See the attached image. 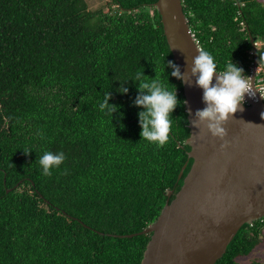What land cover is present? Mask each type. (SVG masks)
Returning a JSON list of instances; mask_svg holds the SVG:
<instances>
[{
	"label": "trees",
	"instance_id": "16d2710c",
	"mask_svg": "<svg viewBox=\"0 0 264 264\" xmlns=\"http://www.w3.org/2000/svg\"><path fill=\"white\" fill-rule=\"evenodd\" d=\"M106 1L0 0V264H142L151 234L115 235L156 222L191 168L179 180L191 151L185 103L162 146L141 140L133 103L136 84L156 75L185 102L182 79L164 71L175 61L158 0ZM182 1L218 70L232 61L250 77L264 55V0ZM109 91L123 113L112 123L98 107ZM46 151L65 155L50 176ZM263 236L264 219L244 225L217 264H239Z\"/></svg>",
	"mask_w": 264,
	"mask_h": 264
},
{
	"label": "water",
	"instance_id": "95a60500",
	"mask_svg": "<svg viewBox=\"0 0 264 264\" xmlns=\"http://www.w3.org/2000/svg\"><path fill=\"white\" fill-rule=\"evenodd\" d=\"M155 6L184 77L191 151L179 180L193 163L180 191L168 200L156 222L139 234L115 237L151 234L142 264H217L244 225L264 219V99L256 88L258 63L255 58L249 78L257 98L245 94L247 103L226 122L223 139L213 137L205 125L193 127L195 113L205 107L202 89L191 77L192 62L201 47L182 0H158ZM173 195L170 191L168 198Z\"/></svg>",
	"mask_w": 264,
	"mask_h": 264
},
{
	"label": "clouds",
	"instance_id": "9594fccd",
	"mask_svg": "<svg viewBox=\"0 0 264 264\" xmlns=\"http://www.w3.org/2000/svg\"><path fill=\"white\" fill-rule=\"evenodd\" d=\"M257 45L256 43L255 47ZM261 61H264V55L259 56L258 64ZM166 67L172 68L171 77L178 80L184 79L180 69L174 63L168 61L165 63L164 71ZM214 76L215 82H213ZM191 77H195L196 85L202 89V101L205 105L202 110L195 113V120L191 122L192 126L200 128L201 125H205L213 137L223 139L227 135L224 125L232 114L238 110L242 111L244 103H247L244 100L245 94L254 97L249 77L232 61L225 66L223 71H219L214 57L204 50H199L198 55L193 59ZM191 77L188 78L189 82H191ZM136 86L138 95L133 103L135 107L141 109L138 113L141 140L162 146L169 140L171 113L186 102L179 101L176 90L175 92L168 90L157 75ZM117 91L125 95L128 88L122 84ZM110 98L111 92L109 91L98 107L111 117L112 123L113 113H117L119 119H123V113L120 105L109 104ZM261 118L264 119V113H261ZM64 160L63 152H44L39 157L42 174L50 176L52 170L58 168Z\"/></svg>",
	"mask_w": 264,
	"mask_h": 264
},
{
	"label": "rangeland",
	"instance_id": "374dc122",
	"mask_svg": "<svg viewBox=\"0 0 264 264\" xmlns=\"http://www.w3.org/2000/svg\"><path fill=\"white\" fill-rule=\"evenodd\" d=\"M89 9L99 10L105 8L106 0H88ZM239 264H264V236L261 244L255 248L250 256L239 258Z\"/></svg>",
	"mask_w": 264,
	"mask_h": 264
},
{
	"label": "built area",
	"instance_id": "2783aa9c",
	"mask_svg": "<svg viewBox=\"0 0 264 264\" xmlns=\"http://www.w3.org/2000/svg\"><path fill=\"white\" fill-rule=\"evenodd\" d=\"M250 78V77H249ZM256 88L258 93L263 97L264 99V69H262V67H258V71H257V77H256ZM253 91V90H252ZM254 93V97H252L253 99H256L257 96ZM245 100V99H244ZM246 102V100H245Z\"/></svg>",
	"mask_w": 264,
	"mask_h": 264
},
{
	"label": "bare ground",
	"instance_id": "6f19581e",
	"mask_svg": "<svg viewBox=\"0 0 264 264\" xmlns=\"http://www.w3.org/2000/svg\"><path fill=\"white\" fill-rule=\"evenodd\" d=\"M192 30V29H191Z\"/></svg>",
	"mask_w": 264,
	"mask_h": 264
}]
</instances>
